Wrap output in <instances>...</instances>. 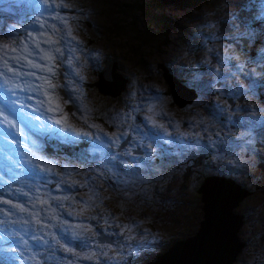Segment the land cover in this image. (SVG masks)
I'll return each mask as SVG.
<instances>
[{
    "label": "rangeland",
    "instance_id": "1",
    "mask_svg": "<svg viewBox=\"0 0 264 264\" xmlns=\"http://www.w3.org/2000/svg\"><path fill=\"white\" fill-rule=\"evenodd\" d=\"M173 1L65 0L71 5L70 8L79 5L90 8L97 27L88 29L87 33L74 35L76 40L69 45L76 48V52L72 53L74 64L71 68L62 64L58 70L61 84L68 83L65 71L75 73L81 66H84V71H79L80 76L89 79H79L74 75L69 77L72 85L82 92L80 103L78 101L75 106H65L70 117L77 110L76 116L71 117V122L76 127H87L80 119L82 113L78 110L84 108L89 123L99 125L109 134L117 131L118 127L123 132L135 124L141 126L144 132L152 128L167 135L174 143H160L172 154L163 158L155 155L150 161V168L137 167L130 157L124 156V150L128 147L125 143L119 148H113V151L121 154L122 160L115 163V167L99 158L93 162L91 154H88L87 162L78 159L80 153L89 147L83 142L78 145L51 142L50 151L41 150L37 155L49 161H59L60 165H68L72 175L67 183L78 181L69 194L82 202L89 201L92 207L87 211L90 213L87 217H96L95 220L86 219L87 217L73 220L61 210L62 219L66 218L72 224H92L94 230L105 235V244L111 243L113 250L122 253L120 264H142L147 259L148 264H203L204 258L198 255L200 251L210 256V264H221L232 243L235 244L233 256L227 261L231 251L224 264H264V174L253 177H247L243 173L236 174L229 164L231 150L226 147V139L233 131H222L221 125L217 123L219 119L222 120L218 113L220 89L210 84V72L217 69H226L234 79L242 75L249 78L264 75V22L257 25L258 33L252 44L247 30L256 23L252 16L254 13H259L257 15L264 18V0H256L262 5L260 11L245 8L243 0H205L198 3L193 0L197 5L192 8V0H188L184 2L189 3L185 9L176 7ZM0 2V39H15L28 32H35L29 27L23 0ZM32 3L33 9L39 7L37 0ZM142 9L148 15L159 13L160 17L166 19V27L157 22V16L151 23L148 22ZM244 21L248 24L243 23ZM221 25H230L231 29L224 34L216 33ZM138 32H142L140 39L134 35ZM251 51H257L263 56L256 71L251 72L242 66L236 68V65L244 63ZM68 55L66 49L65 58ZM90 55H93L92 59ZM118 63L121 65L118 66ZM99 65L115 69L119 78L122 75L127 77L126 86L120 94H117V82L107 79L108 72L105 74L106 78L95 79L96 72L92 71V67ZM169 66L179 69V75L188 85L204 88L198 100L189 103L191 96L175 100L168 93L167 81L162 71L169 69ZM149 69L153 71L147 72ZM150 90L157 91L161 107L152 112L145 108V101L139 98ZM59 91L67 98L64 89ZM137 108L139 112L136 111ZM192 115H202L210 126L192 121L189 125H181L180 117ZM148 116L156 121L155 128L146 120ZM170 116L174 120H170ZM159 125H164V128ZM201 127H206L205 132ZM133 135L135 134L129 133V141ZM180 141L188 147L181 146ZM148 142L156 146L155 141ZM64 145L73 148L71 151L67 150L70 151L69 154L55 151L57 146L61 149ZM195 145L206 151L202 161L193 163L192 158L176 161ZM174 159L175 163L166 165V162ZM0 166V186L4 183L8 185L5 188L6 198H12V190L38 183L27 176L24 169L14 170V176L10 180L8 175H4L6 162L0 160ZM214 189H227L231 195L233 192L237 193L228 201L221 193L219 196L216 193L217 201L223 198L221 212L227 216L232 211L236 214V218L227 221L228 226L215 223L209 217L213 210H207L203 197L207 198ZM72 206L78 209L81 205ZM105 219L108 224H105ZM111 225L116 226L119 234L124 225L131 231L120 234L123 241H114L108 230ZM52 230L55 231V228ZM87 235L91 236V233ZM21 236L28 239V245L21 243V251L9 252L7 249L16 245L5 244V251L0 253V264H36L35 261L24 258L31 257L33 252L38 254L39 264L42 259L51 261L52 264H66L63 259L65 254L59 250L58 245H54L52 249L46 246L44 249H36L33 247L35 242L24 236L23 232ZM120 244L125 247L120 249ZM163 251L170 253L161 255ZM53 252L56 255H52ZM109 255H112V251H109ZM82 263L91 264L90 261Z\"/></svg>",
    "mask_w": 264,
    "mask_h": 264
},
{
    "label": "snow or ice",
    "instance_id": "2",
    "mask_svg": "<svg viewBox=\"0 0 264 264\" xmlns=\"http://www.w3.org/2000/svg\"><path fill=\"white\" fill-rule=\"evenodd\" d=\"M44 3L56 7H71L65 0H44ZM52 19L60 21L63 29L56 24H48L45 20L40 23V31L28 32L15 39H0V160L6 162L4 175H8L10 180L14 176V170L24 169L27 176L38 182L12 190L11 199L6 198L5 194L8 185L4 183L0 186V253L5 251V244L16 245L8 248L9 252L21 251V243L28 245V239L21 236L23 232L24 236L35 242L33 247L36 249H44L45 246L52 249L54 245H58L59 250L65 254L63 259L66 264H81L82 261L120 264L122 253L113 250L111 243L103 244L96 240L101 233L94 230L92 224H72L68 219H62L60 210L66 209L67 215L76 220L84 217L92 204L77 200L74 195L69 194L78 183L75 180L67 183L72 175L71 169L67 164L60 165L59 161H49L37 155L42 146L32 139L30 133L46 135L69 145L87 143L89 147L80 153L78 159L87 162L88 154H91L93 162L99 158L103 162L111 163L113 167L115 163L122 162L121 154L113 151V148L120 147L121 142L128 145L124 156L130 157L137 167L150 168V161L155 155L163 158L172 154L160 142L171 145L174 141L154 129L144 132L141 126L135 124L123 132L118 127L117 131L109 134L99 125L89 123L84 108L78 110L82 113L80 119L87 127H76L71 122V117H75L76 112L70 117L65 106H75L77 101H82V93L78 87L72 85L69 77H83L80 76L79 69H76L75 73L65 71L68 83L61 84L58 80L61 65L67 64L71 68L74 64L72 53L76 52V48L69 45L76 37L67 18L56 13ZM243 23L248 24L247 21ZM66 49L69 53L67 58ZM59 89H64L67 98L60 94ZM148 111H153L151 106ZM146 120L155 128L156 121L152 116L146 117ZM159 127L164 128V125ZM130 132L135 134L131 141L128 139ZM148 141H155L156 146ZM180 145L188 147L183 141H180ZM136 149L143 156L134 155ZM53 183L57 193L65 194L57 195L48 190V185ZM91 199L90 197L89 200ZM66 201L70 203L66 205ZM77 204L81 205L78 209L72 206ZM86 219L95 220L96 217ZM105 224H108L107 219ZM16 225L19 227H14ZM54 228L55 231L52 230ZM126 231H131L127 225L120 228L121 235ZM17 237L20 239H16ZM124 247V244L119 245L120 249ZM109 251H112V255H109ZM37 255L33 252L31 257L24 258L39 264Z\"/></svg>",
    "mask_w": 264,
    "mask_h": 264
},
{
    "label": "flooded vegetation",
    "instance_id": "3",
    "mask_svg": "<svg viewBox=\"0 0 264 264\" xmlns=\"http://www.w3.org/2000/svg\"><path fill=\"white\" fill-rule=\"evenodd\" d=\"M254 58L256 57L254 55H251L250 59L252 61H254ZM126 81L127 77L125 75H122L117 94H120L124 90ZM247 86V88H250L249 83H247ZM222 90L229 91L230 89L227 86H222ZM249 93L251 94L252 99L253 94L250 90ZM146 100L147 105H151L150 99ZM225 113V115H221L222 120L219 119L217 123L221 125L222 131H233L232 135L228 139H226V147L227 149L231 150V158L229 159V164L234 169V171L237 172L236 174L243 173L247 177L264 174V121L259 117L260 119L258 118L256 120V124L252 125L250 123L248 125H243L238 118V112ZM170 120H174V117L170 116ZM189 124L190 121L188 120H183L181 123V125L183 126ZM204 124L208 127L210 126L208 120L204 122ZM205 128L206 127H201L203 132H205ZM189 158H192L193 163H196L202 161V158L204 157L196 159L190 156L182 159L180 162L185 161ZM227 184L231 183L227 182Z\"/></svg>",
    "mask_w": 264,
    "mask_h": 264
},
{
    "label": "bare ground",
    "instance_id": "4",
    "mask_svg": "<svg viewBox=\"0 0 264 264\" xmlns=\"http://www.w3.org/2000/svg\"><path fill=\"white\" fill-rule=\"evenodd\" d=\"M13 1V0H12ZM1 3V2H0ZM192 4V3H191ZM94 46V45H93ZM70 69V68H69ZM83 78H85V79H87V80H89L88 78H86V76L85 77H83ZM172 79V78H171ZM170 78H169V80H170V82H173V80H171ZM86 80V81H87ZM156 87V86H155ZM82 93V92H81ZM78 102V101H77ZM79 103H80V101H79ZM78 104V103H77ZM163 110V109H162ZM76 112H77V110H76ZM165 112V111H164ZM81 116V115H80ZM165 116V115H164ZM166 121V120H165ZM167 124V123H166ZM112 125V124H111ZM152 129V128H151ZM150 130V129H149ZM1 167V166H0ZM15 172V171H14ZM17 174V173H16ZM17 176V175H16ZM20 177V176H19ZM17 178V177H16ZM222 182H224V180L222 181ZM221 182V183H222ZM20 184V183H19ZM219 185H221V184H219ZM19 187V186H18ZM17 187V188H18ZM76 188V187H75ZM77 189V188H76ZM80 189V188H79ZM11 190V189H10ZM10 192V191H9ZM6 193V192H5ZM220 193L222 194V196L223 197H225L226 198V201H228L229 200V198H231V196H233L234 197V195H236L237 193L236 192H233V195H231V192H229V191H227V189H223V190H219V192H218V196L220 195ZM214 195V198L212 197ZM215 197H216V194H215V192H212L211 194H209L208 195V197L206 198V196H204L203 197V199H204V201H205V204H206V206H207V210L209 211V209L208 208H210V210H211V212H212V210H213V212L212 213H210V218L212 219V221L213 222H215V223H218V224H223V225H225V226H228V223H227V221H230V220H232L233 218H236V216H233V215H231V214H229V216H227L225 213H223V212H221V202H223V198H219L218 199V201H217V199H215ZM213 201V202H212ZM215 201V202H214ZM216 202H218V203H216ZM226 209H227V207H226ZM208 212H207V217H208ZM66 219V218H65ZM207 219V218H206ZM126 220H127V218H126ZM206 221V220H205ZM110 222V221H109ZM204 224H205V222L203 223V225L201 226V229H200V232H201V230H202V228H203V226H204ZM207 228V227H206ZM106 229V228H105ZM109 230V229H108ZM206 230V229H205ZM141 232V231H140ZM200 232H199V234H200ZM231 233H232V228H231V231H230ZM55 247V246H54ZM53 247V248H54ZM117 249V248H116ZM58 251V250H57ZM60 253V252H59ZM170 253V251H163V252H161L160 254L161 255H167V254H169ZM56 255V254H55ZM57 255H59V254H57ZM198 255L199 256H201V257H203L204 258V263L203 264H210V261H211V258H210V256L206 253V252H203V251H200L199 253H198ZM224 258V257H223ZM184 261V260H183ZM84 262V261H83ZM83 264V263H82Z\"/></svg>",
    "mask_w": 264,
    "mask_h": 264
},
{
    "label": "clouds",
    "instance_id": "5",
    "mask_svg": "<svg viewBox=\"0 0 264 264\" xmlns=\"http://www.w3.org/2000/svg\"><path fill=\"white\" fill-rule=\"evenodd\" d=\"M30 2H33V0H30ZM40 2H41V4H45L44 3V0H40ZM46 5H48V4H46ZM49 6V17H50V19L51 20H54V19H52V17L54 16V11L55 10H57V11H66V10H63V9H56L55 7H54V5H51V4H49L48 5ZM29 8H31V7H28V8H26V10H29ZM78 12H79V14H80V17H81V27H82V29H83V31L84 32H86L87 33V31H88V29H91V28H96L97 27V25L95 24V18L92 16V14H91V9L90 8H88V7H84L83 5H79L78 7H77V9H76ZM70 12H72V11H70ZM36 13H38V10L36 11V12H33V13H29L28 14V22H29V24H34L35 23V21H36ZM105 70V69H104ZM164 71V70H163ZM163 71H162V74H163ZM109 73V69H106L103 73H102V75H101V77L102 78H104V76H105V74L106 73ZM113 76H114V74H113V72H110ZM164 75V74H163ZM165 76V75H164ZM165 79H166V77H165ZM167 87H168V90H169V86H168V83H167ZM233 216H235L234 214H235V212H230ZM237 232V231H236Z\"/></svg>",
    "mask_w": 264,
    "mask_h": 264
},
{
    "label": "water",
    "instance_id": "6",
    "mask_svg": "<svg viewBox=\"0 0 264 264\" xmlns=\"http://www.w3.org/2000/svg\"><path fill=\"white\" fill-rule=\"evenodd\" d=\"M226 27H227V25L226 26H219V29L220 30H224V29H226ZM219 29H218V32H219ZM107 69H110V70H112V68H110V67H107ZM116 77H118V75L117 74H115V73H113ZM163 74L165 75V77H166V81H167V83H168V86H169V90H170V93H171V95H172V97L175 99V98H183V96H182V94L178 91V83L174 80V79H171V77H169L166 73H165V70L163 71ZM169 78L171 79V80H173V82H170V80H169ZM119 83H120V81L117 83V87H116V90H118V86H119ZM124 142H121V144H123ZM215 190V189H214ZM216 191L217 192H219V190L218 189H216ZM235 216H236V214H234ZM101 234H100V236H98V237H96V240H98L99 242L101 241V240H103V239H105V235L101 232V231H99ZM234 247H235V244H233L232 243V245L226 250V252H225V254H224V258H223V261H222V263L221 264H224V262L226 261V259L228 258V256H229V254H230V252H231V256L227 259V261L229 260V259H231L232 258V256H233V250H234ZM227 261H226V263H227ZM148 262H149V259H147V260H145L142 264H148ZM41 263L42 264H52L50 261H45V260H41ZM225 263V264H226ZM165 264H168V263H165Z\"/></svg>",
    "mask_w": 264,
    "mask_h": 264
},
{
    "label": "trees",
    "instance_id": "7",
    "mask_svg": "<svg viewBox=\"0 0 264 264\" xmlns=\"http://www.w3.org/2000/svg\"><path fill=\"white\" fill-rule=\"evenodd\" d=\"M187 1H188V0H174L173 2L176 4V7L180 8V9H185L186 4H189V3H184V2H187ZM200 1H205V0H197V3L200 2ZM206 1H208V0H206ZM210 1L213 2V0H210ZM197 3L194 2V1L192 0L191 8L194 7L195 5H197ZM166 5H167V4H166ZM161 6H162V5H161ZM168 6H169V5H168ZM141 12L145 14V16L147 17L148 22L151 23V21L157 16V22H158L161 26L166 27L165 25H166L167 21H166L165 18L160 17V16H159V13L157 14V13L155 12V13L152 14V15H148V14L146 13V11L143 10V9H142ZM162 15L164 16L165 14L163 13ZM164 22H165V23H164ZM163 24H164V25H163ZM175 26H176V25H175ZM134 35H135L137 38L140 39V38H141V35H142V32H138V33H136V34H134ZM140 41H143L144 43L147 42L146 40H140ZM148 71H153V70H152V69H149ZM212 192H215V194L218 193V192L216 191V189H215L214 191H212ZM212 192H211V193H212ZM229 214H231V213H229ZM231 215H232V214H231Z\"/></svg>",
    "mask_w": 264,
    "mask_h": 264
}]
</instances>
